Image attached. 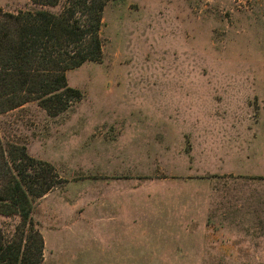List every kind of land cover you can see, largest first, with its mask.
Returning a JSON list of instances; mask_svg holds the SVG:
<instances>
[{"label": "rangeland", "instance_id": "1", "mask_svg": "<svg viewBox=\"0 0 264 264\" xmlns=\"http://www.w3.org/2000/svg\"><path fill=\"white\" fill-rule=\"evenodd\" d=\"M100 38L67 112L0 114L2 143L58 179L33 205L41 264H264V0H111ZM132 131L150 141L124 148Z\"/></svg>", "mask_w": 264, "mask_h": 264}, {"label": "trees", "instance_id": "2", "mask_svg": "<svg viewBox=\"0 0 264 264\" xmlns=\"http://www.w3.org/2000/svg\"><path fill=\"white\" fill-rule=\"evenodd\" d=\"M0 10V114L36 103L49 116L81 100L67 73L102 56V12L111 0H27ZM58 183L53 168L0 139V264H41L36 200Z\"/></svg>", "mask_w": 264, "mask_h": 264}, {"label": "crops", "instance_id": "3", "mask_svg": "<svg viewBox=\"0 0 264 264\" xmlns=\"http://www.w3.org/2000/svg\"><path fill=\"white\" fill-rule=\"evenodd\" d=\"M138 118H132V119H134V120H140V119H150V120H159L160 122H158V123H146V122H138V123H132V125H136V126H138L139 128H138V130L139 131H145L146 129H152V128H150V126H154V127H159V128H161V132H162V129L163 130H165L164 128H162L161 126H168V127H172V126H175V124H173V123H169V122H161L162 120H165V118L164 117H161V116H159V117H157V116H155V117H147V118H144V117H139V116H137ZM143 126V127H142ZM142 127V128H141ZM144 127H145V129H144ZM141 128V129H140ZM155 129V128H154ZM156 130V129H155ZM129 134V133H128ZM145 136V137H144ZM141 135V134H135L134 133V131H132L127 137H126V139H124L123 140V142L125 143V144H127V145H124L123 147L124 148H128V149H133L132 148V145H140V143H142V142H149L150 141V139H149V137L147 136V135ZM149 140V141H148ZM153 141H156V139H153ZM158 141V140H157ZM152 142V141H151ZM208 156V155H207ZM164 157H168V154H164ZM168 158H171V156L169 155V157ZM248 158V157H247ZM162 157H158L157 158V160H158V163H157V167H158V169L160 170V169H162L165 165L164 164H162ZM166 161H164V163H165ZM138 164V163H137ZM139 165V164H138ZM136 166V165H135ZM154 166H156V164L154 165ZM167 180H159V181H157V184L159 185V186H161V185H163V184H167ZM171 182H173V184H175V181H171ZM183 183H185V182H187V181H182ZM186 184V183H185ZM122 191H123V186H122ZM129 190H127V191H125V193L127 194V192H128ZM124 192V191H123ZM163 194H160L159 195V197H157L158 199H159V203H158V205H154V208L156 209V214L155 215H158V216H160L159 217V221L158 222H161L162 220H160V218L162 219V217L161 216H164L165 215V212H163V208H162V206H164L163 205V203H162V196ZM127 197L125 196H123L122 198L121 197H117V198H114L115 200L116 199H120L119 201H120V203H119V201H118V203H117V205L118 204H121V206L122 207H120V206H118V209H124V204L122 203L123 202V200L124 199H126ZM165 199H166V197H165ZM122 201V202H121ZM118 213H120V212H118ZM107 221H109V222H111V223H117L118 224V222H122V223H124V221H123V215L120 213V214H117V215H115V216H112V218L111 219H106Z\"/></svg>", "mask_w": 264, "mask_h": 264}]
</instances>
